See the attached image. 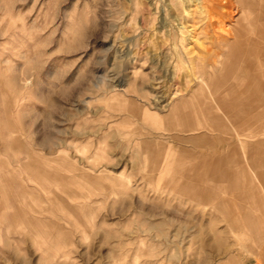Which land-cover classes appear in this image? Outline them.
Wrapping results in <instances>:
<instances>
[{
    "label": "rangeland",
    "instance_id": "rangeland-1",
    "mask_svg": "<svg viewBox=\"0 0 264 264\" xmlns=\"http://www.w3.org/2000/svg\"><path fill=\"white\" fill-rule=\"evenodd\" d=\"M217 1L0 0V264L264 259V166L203 181L202 155L237 138L240 163L216 170L249 175L258 141L264 157V101L201 86L233 75L213 33L241 0ZM250 3L262 43L264 0ZM249 205L258 240L228 222Z\"/></svg>",
    "mask_w": 264,
    "mask_h": 264
},
{
    "label": "bare ground",
    "instance_id": "bare-ground-1",
    "mask_svg": "<svg viewBox=\"0 0 264 264\" xmlns=\"http://www.w3.org/2000/svg\"><path fill=\"white\" fill-rule=\"evenodd\" d=\"M218 1H217V3H218ZM219 4H220V2H219ZM219 4H217V5H219ZM212 6H214V5L212 4ZM240 7L242 8V10H241L242 14L237 19L236 24H234V27L231 30H226V29L221 30V31H215L214 30V33H213L216 35V36H213V38H217L218 40H220L219 41L220 43H221V39H222V42L226 43L227 46H229V51H227L228 56L226 57V59H224L222 61V66H223L222 70L231 68L233 75L230 78L223 80V78H224L223 75L222 76L220 75V77H216V74H215L212 76L213 78L210 79V82L208 84H207L206 80L204 79L205 76H201L199 79L202 82L201 86L202 87L207 86V91H210V94L212 93V91L214 92V93H212V96H213V94L217 95L218 93L220 95V91L223 89V86L224 87L230 86L228 89L229 91H227V92L231 95L236 94L237 97L243 95V96L248 97V99H250V100L255 99L257 101H264V78L259 77V75L262 76V73H259V71H256L255 74L253 72V74L255 76L253 75V77L252 76L250 77V72L247 73V71H245L243 69V67L245 66L247 70H250L251 64L253 67H255L254 66L255 64H256L257 68L262 67V64L260 62V54L262 52L264 53V46H263L264 42H262V43L259 42V38L260 37L263 38L262 37L263 35L260 37L255 35L256 32H258V30H259L255 24V20L257 18L256 17V8L257 7H256V5H253L251 3L249 4V0H241ZM260 8H261L260 11L264 10V5L260 6ZM213 9H215V8H213ZM217 11H219V10H217ZM219 13H220V11H219ZM224 14H226V13L224 12ZM224 14L219 15V16L216 15L215 17L219 19L218 21H221V19L228 17L227 14H226L227 16H225ZM215 17H211V18L213 19ZM260 23H262V22H260ZM260 26H262V25H260ZM260 31H261V29H260ZM263 33H264V31H263ZM242 58L243 59L245 58L247 61L243 60ZM231 64H236V65L231 67ZM210 70H212V68H210ZM257 70H259V69H257ZM208 73H206V74H208ZM242 76H246V78H245L246 81H240ZM205 78H207V77H205ZM217 80H219V81H217ZM220 80L223 82L219 83ZM215 81H217V82L215 83ZM219 85H223L221 90H218ZM214 86L215 87L217 86V89L214 88ZM219 95H217V96L220 97ZM212 98H213V100L215 99V102H217L219 100L220 101L224 100V98H222V99L219 98V100H217V97H215V96ZM223 108H224V111L227 112L230 109V105H224ZM245 111H247L248 113H250V112L252 113V111H248V110H246V108L244 109V111H241L239 113L243 114V113H245Z\"/></svg>",
    "mask_w": 264,
    "mask_h": 264
},
{
    "label": "crops",
    "instance_id": "crops-1",
    "mask_svg": "<svg viewBox=\"0 0 264 264\" xmlns=\"http://www.w3.org/2000/svg\"><path fill=\"white\" fill-rule=\"evenodd\" d=\"M243 59V58H242ZM243 60H246L245 58ZM247 61V60H246ZM251 64V63H250ZM255 67L252 66L251 64V68L250 70H247L246 67H245V71L250 72V77L255 74L254 72V69L255 71H258L257 69V66L256 64L254 65ZM243 67V68H244ZM252 72V73H251ZM254 72V74H253ZM255 76V75H254ZM246 76H242V78L240 79V81H246L245 80ZM245 117H250V118H259V113H255V114H252L250 116H247L245 115ZM252 133L251 134H255L256 130L254 128V130L252 129ZM232 141V140H231ZM228 151L224 152L222 157L220 158H217L216 160H213V158H211L210 156L208 155H205L203 154L202 156V166L204 168V170H207V174H204L203 176V181L204 182H209L211 181V177H212V173L214 174V177L217 179V181H222V182H225L227 181L228 179H234L236 181L239 182V180L243 179V177H247V179L251 178V177H257L258 178V174H255V171L258 172L260 166H264V157L262 155H260L259 153V141L256 142V143H251V154H250V166H251V173H249V175L247 174L246 171H242L244 172L243 174L241 172H234L233 174L234 175H230V173H226V172H221L220 170H216L215 168L217 166L221 167L225 164H228L227 162H230L232 161L234 164H238L240 163L241 161V157L239 155V152L238 150L242 148V145L239 143L238 139H235L234 141L232 142H229L228 143ZM254 149V150H253ZM253 151H255L254 153H252ZM212 168H214L212 170ZM39 172V174H44L45 176H50L52 175L50 171L46 170L43 166H41L40 168L37 169ZM252 179V178H251ZM259 179V178H258ZM215 181V180H214ZM209 197H212L214 198L215 195L213 196H210ZM219 197V195H218ZM241 200H247V201H251L253 200L255 204H257V206L261 209L263 207L262 205V202H261V199H260V196H257L252 193H249V196H240L239 197ZM221 200V199H220ZM218 208L221 210V208L223 207L222 205V202H220L219 204H217ZM242 209H239L240 210V214L239 216H235V220H231V222H233V225L232 223L230 222V220H228V222L230 223V225L233 227V228H242L243 225H245L249 230H250V233L252 234V236L258 240L260 238V234H261V231H262V222H260L258 219H255L254 218V212L250 209V205L249 207L248 206H241ZM241 216V217H240ZM264 260V259H263ZM262 259H256V264H264V261ZM253 260H251V258H247L245 260H240L239 261V264H252Z\"/></svg>",
    "mask_w": 264,
    "mask_h": 264
}]
</instances>
